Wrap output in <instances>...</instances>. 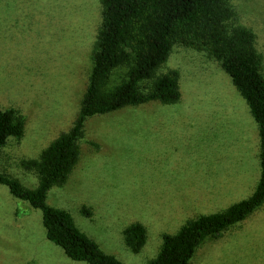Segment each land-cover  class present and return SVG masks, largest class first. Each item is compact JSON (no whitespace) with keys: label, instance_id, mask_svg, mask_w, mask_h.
Instances as JSON below:
<instances>
[{"label":"rangeland","instance_id":"1","mask_svg":"<svg viewBox=\"0 0 264 264\" xmlns=\"http://www.w3.org/2000/svg\"><path fill=\"white\" fill-rule=\"evenodd\" d=\"M252 34L264 77V0H229ZM101 0H0V108L23 120L0 147V173L34 189L42 152L68 132L87 86L102 24ZM203 43L175 42L160 74L177 73L179 100L128 106L88 118L78 156L48 206L121 264H149L164 235L248 198L260 176L257 125ZM145 229L133 253L123 231ZM0 264H86L45 237L41 212L0 184ZM189 264H264V204L206 240Z\"/></svg>","mask_w":264,"mask_h":264},{"label":"trees","instance_id":"2","mask_svg":"<svg viewBox=\"0 0 264 264\" xmlns=\"http://www.w3.org/2000/svg\"><path fill=\"white\" fill-rule=\"evenodd\" d=\"M102 24L79 112L71 129L42 152L34 189L0 173L10 194L41 212L46 239L65 256L86 264H121L75 227L69 214L45 202L52 186L64 183L78 156L77 142L84 122L128 106L157 101L174 104L180 98L177 73L160 74L145 87L165 62L175 42L203 43L229 76L257 125L260 176L252 194L225 210L188 221L177 233L164 235L149 264H189L208 239L246 219L264 204V77L252 34L236 24L229 0H101ZM23 120L12 109L0 108V147L22 135ZM131 252L145 243V229L132 224L123 231Z\"/></svg>","mask_w":264,"mask_h":264}]
</instances>
